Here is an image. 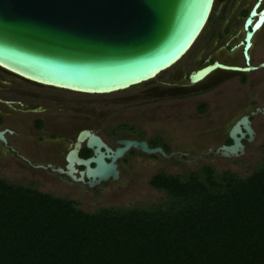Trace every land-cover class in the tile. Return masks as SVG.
<instances>
[{
    "label": "water",
    "instance_id": "95a60500",
    "mask_svg": "<svg viewBox=\"0 0 264 264\" xmlns=\"http://www.w3.org/2000/svg\"><path fill=\"white\" fill-rule=\"evenodd\" d=\"M214 5L215 0H0V68L34 85L68 92L123 91L153 80L177 63L203 31ZM263 19L264 0H254L237 44L244 67L214 62L190 71L188 83H199L214 69L254 71L247 54ZM252 133L247 117H241L228 132L231 144L218 151L223 157L236 156L242 151L240 140L246 135L250 141ZM86 136L94 157L81 160L75 151ZM0 141L4 143L1 133ZM122 144L111 153L97 137L80 132L67 158L85 171L76 177L68 167L65 177L92 188L117 178L112 162L129 146L147 154L160 152L141 142Z\"/></svg>",
    "mask_w": 264,
    "mask_h": 264
},
{
    "label": "flooded vegetation",
    "instance_id": "af4514ba",
    "mask_svg": "<svg viewBox=\"0 0 264 264\" xmlns=\"http://www.w3.org/2000/svg\"><path fill=\"white\" fill-rule=\"evenodd\" d=\"M227 33H229L228 30L225 33L220 31L217 34L214 33L211 43L219 41V48L227 47L226 52L229 53L237 47L242 37L237 43L230 45L226 38ZM223 56L208 55L203 61L201 60L200 66L196 69L214 62L225 66L244 67L241 50L242 64L232 59L225 60ZM248 56L249 66L256 68L254 71L235 73L216 69L208 76L210 78L202 80L201 84L190 85L187 80L189 73L187 76L184 74L182 63L175 69L176 73L173 77H178L176 79L167 77L151 80L143 83H152L151 87L137 88L128 95L92 100L78 98L77 95L107 96L110 94L87 95L38 86L0 68V133L4 139V143L0 141V162L4 160L9 162V165L14 164L27 173L52 176L65 187H75V190L78 188L76 192L81 195L86 191L103 189L111 181L108 179L104 183L87 188L65 177L64 173L70 167L75 170L72 174L76 177L78 172L85 171L84 166L77 165L67 158L68 153L74 151L77 136L82 131L97 137L111 153L124 146L122 141L141 142L148 150H160V152L154 151L147 154L132 146L126 148L112 162L116 180L121 176L146 174L150 169H155L150 177L159 173L172 175L156 171V169L163 165H171L175 161L187 164L192 159L200 160L207 156L224 160L239 158L255 139L253 117L264 119V75L261 74V69L264 67H259V64L264 61L253 64L250 51ZM245 74H255V76L249 77L246 81ZM235 76L239 77L240 83L236 82L232 84L234 86H230L229 83ZM157 84L164 87L152 88ZM171 85L176 86L170 88ZM198 85L203 87L195 90L197 88L193 87ZM212 90L215 92L212 102L214 105L212 124L215 128L209 133L206 129L189 126L186 114L192 99L194 115L197 118H203L208 111L207 92ZM236 90H239V93ZM197 92L201 93L196 94ZM160 105L162 108L156 109ZM243 116L247 117L248 125L253 132L252 138L248 141L245 135L240 140L241 153L223 157L218 149L222 145L231 144L228 137L230 127ZM189 136H192L193 143ZM206 137L212 143L205 150L195 152V145L193 150L189 148L195 140L197 143V139L200 138L199 141H201ZM87 145L86 136L78 143L75 151L77 158L86 160L94 157L93 148ZM99 151L103 152V148H99ZM128 153L130 155L125 160L124 157ZM260 160H262L261 152ZM104 162L110 163V159L104 158ZM88 168L93 169L94 164L89 163ZM149 179L146 181L147 186Z\"/></svg>",
    "mask_w": 264,
    "mask_h": 264
},
{
    "label": "trees",
    "instance_id": "16d2710c",
    "mask_svg": "<svg viewBox=\"0 0 264 264\" xmlns=\"http://www.w3.org/2000/svg\"><path fill=\"white\" fill-rule=\"evenodd\" d=\"M260 152L242 178L211 166L153 175L148 186L165 201L147 208L87 213L0 178V264H264Z\"/></svg>",
    "mask_w": 264,
    "mask_h": 264
},
{
    "label": "rangeland",
    "instance_id": "374dc122",
    "mask_svg": "<svg viewBox=\"0 0 264 264\" xmlns=\"http://www.w3.org/2000/svg\"><path fill=\"white\" fill-rule=\"evenodd\" d=\"M253 3L254 0H215V5L209 17V20L207 21L203 31L201 32L197 40L194 42V44L177 63H175L166 71L158 74L153 80L164 79L167 77L168 79L175 78L173 77L174 73H176L175 69L182 63L184 64L183 72L187 76L190 71L195 70L198 66H200V63L208 55H214V57L224 55L223 59H232V61L237 62L238 64H242V60L240 59V46H237L235 49L229 52L231 54L230 55L228 52H226L227 47H223L222 49L219 48V41L216 43L211 42L213 40L212 37L214 33L217 34L219 31L225 33V31L228 30L229 33L226 34V38H228L230 45L237 43L241 39V37H243L241 23H243L242 19L245 16L244 11H248V9L251 7V4ZM249 51L253 64H257L259 62L264 61V24L253 36L252 46ZM261 74L264 75V69H261ZM254 76L255 74L244 75L246 81L249 79V77ZM209 78L210 77H207L203 81ZM232 79L233 81L229 83L230 86H234L232 85L233 83L239 82L238 76H235ZM151 84H141L136 88H128L124 91L111 93L107 96L77 95V97L88 98L91 100L110 97L114 98L128 95L129 93L136 91L137 88L141 89L142 87H151ZM173 86L176 85H171L170 88H172ZM154 87L162 88L164 86L157 84L153 85L152 88ZM202 87L203 85H198L193 88H197L195 90H199ZM244 90L246 91L245 87ZM236 91H238L239 93V90ZM62 93L65 95H70L66 92ZM198 93L199 92H197L196 94ZM214 95V90L207 92L208 111L206 112L203 118H197L194 115V100L190 99V106L188 109L189 111L186 114V117H188L189 119L187 120L189 126L191 125V127L194 128L196 126L197 128L199 127V129L203 128V130L206 129V131H209V133L214 130L215 126L212 124V117L214 116V112L212 111L214 105L212 104V102L214 100ZM200 99L203 98L200 97ZM159 108H162L161 105L156 109ZM111 113L116 112L111 111ZM253 118L254 120L252 121V124L254 125L256 130L255 139L251 144L246 147L243 155L239 158L233 160H224L207 156L206 158L199 160L198 158L192 159V157H189V159L192 160H190V162L187 164H183L181 161H175L172 162L171 165H163L162 167L157 168L156 171H162L164 173L176 175L180 178H183L186 176L187 173L197 171L200 167L205 165L211 166L214 170L215 175H219L222 171H228L240 178L249 175L261 162L260 146L262 143H264V119H259L257 116ZM178 121L180 124V119H178ZM191 134L192 133H190V135ZM189 138H191L193 143L194 140L192 136H189ZM199 139H197V143H195L196 140L194 144L191 143V146L189 147L191 150H193V145H195V152H200L208 148L212 143V141L211 143L209 142V138L207 139V137L206 139L201 141H199ZM129 155V153L126 154L124 159H128ZM8 163L4 160L0 162V178L2 180L10 184L31 186L39 192L47 193L55 197L73 200L77 203L78 209L87 213L93 212L97 208H113L125 210L134 208H147L154 205L162 206L165 201L162 193L156 192L146 185V181L149 179L150 175L155 172V169H150L146 174L141 173L140 175L121 176L117 180H111L103 189H96L94 191H86L83 193L80 192L81 195H79L76 192L78 188L75 190V187H65L61 185L58 179L52 176L35 175L29 172L27 173L25 170L19 169L16 165H9Z\"/></svg>",
    "mask_w": 264,
    "mask_h": 264
},
{
    "label": "bare ground",
    "instance_id": "6f19581e",
    "mask_svg": "<svg viewBox=\"0 0 264 264\" xmlns=\"http://www.w3.org/2000/svg\"><path fill=\"white\" fill-rule=\"evenodd\" d=\"M263 24H264V19H263V22L261 23V25L259 26V28L257 29V31L263 26ZM257 31L254 32V34L252 35L251 39L253 38V36L255 35V33H256ZM243 35H244V34H243ZM242 38H243V37H242ZM250 48H251V47H250ZM250 48H249V50H250ZM189 49H190V48H189ZM185 54H186V53H185ZM247 55H248V54H247ZM248 57H249V56H248ZM248 62H249V59H248ZM214 70H216V69H214ZM214 70H213V71H214ZM213 71H211V72H213ZM211 72L208 73L207 76H205L204 78L208 77V76L211 74ZM158 74H159V73H158ZM158 74H157V75H158ZM157 75H155V77H156ZM204 78H203L202 80H204ZM202 80H201V81H202ZM201 81H200V82H201ZM200 82H199V83H200ZM199 83H196V84H199ZM196 84H193V85H196ZM123 91H124V90H123Z\"/></svg>",
    "mask_w": 264,
    "mask_h": 264
}]
</instances>
